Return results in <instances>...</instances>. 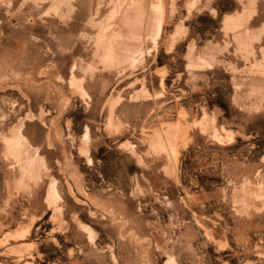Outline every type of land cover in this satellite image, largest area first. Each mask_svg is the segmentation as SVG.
<instances>
[{"label": "rangeland", "instance_id": "obj_1", "mask_svg": "<svg viewBox=\"0 0 264 264\" xmlns=\"http://www.w3.org/2000/svg\"><path fill=\"white\" fill-rule=\"evenodd\" d=\"M0 264H264V0H0Z\"/></svg>", "mask_w": 264, "mask_h": 264}, {"label": "bare ground", "instance_id": "obj_2", "mask_svg": "<svg viewBox=\"0 0 264 264\" xmlns=\"http://www.w3.org/2000/svg\"><path fill=\"white\" fill-rule=\"evenodd\" d=\"M138 4H139V2H138Z\"/></svg>", "mask_w": 264, "mask_h": 264}]
</instances>
